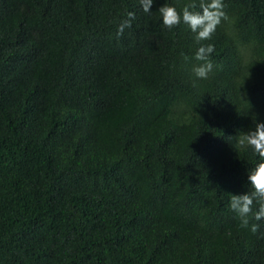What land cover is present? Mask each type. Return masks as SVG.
<instances>
[{"label": "trees", "instance_id": "obj_1", "mask_svg": "<svg viewBox=\"0 0 264 264\" xmlns=\"http://www.w3.org/2000/svg\"><path fill=\"white\" fill-rule=\"evenodd\" d=\"M203 2L0 0V264H264L258 205L256 233L228 206L264 159V0L210 40L162 25Z\"/></svg>", "mask_w": 264, "mask_h": 264}, {"label": "clouds", "instance_id": "obj_2", "mask_svg": "<svg viewBox=\"0 0 264 264\" xmlns=\"http://www.w3.org/2000/svg\"><path fill=\"white\" fill-rule=\"evenodd\" d=\"M155 0H140V6L145 13L152 10ZM194 6H185L181 11L171 4H163L159 7L161 23L164 27L171 29L181 22L188 25L190 31L195 34L197 42L210 40L217 25L222 18H226L224 0H205L201 3L200 11H193ZM135 19L134 12H128L127 18L123 19L117 26V36H121L126 28L131 27ZM214 46L209 43L201 45L195 52V60L202 63L193 68L195 76L199 79H207L213 71V63L210 59ZM251 147L259 157L264 158V123H257L255 130H250L240 142ZM246 181L251 186V191L231 193L228 206L239 217L241 227L249 228L256 233L259 224L250 223V214L253 213L254 202L258 208L254 212V219H264V159H262L252 170L246 173Z\"/></svg>", "mask_w": 264, "mask_h": 264}]
</instances>
